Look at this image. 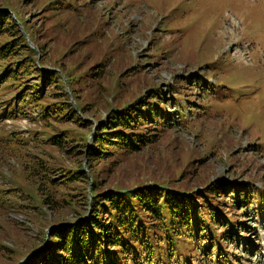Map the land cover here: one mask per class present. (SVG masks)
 Here are the masks:
<instances>
[{
    "label": "rangeland",
    "instance_id": "rangeland-1",
    "mask_svg": "<svg viewBox=\"0 0 264 264\" xmlns=\"http://www.w3.org/2000/svg\"><path fill=\"white\" fill-rule=\"evenodd\" d=\"M54 2L75 13L94 5L107 24L101 30L108 41L100 44V31L94 36L97 23H87L92 14L80 15L82 22L72 33L70 16L48 11ZM0 7L21 30L25 22L39 44L27 35L36 53L17 50L16 57L0 62L19 73L15 84L0 82V264H27L47 244L52 226L86 216L90 205L82 193L86 188L91 194V183L71 181L68 175L78 167L91 173L83 153L84 143L94 138L96 126L90 121L151 87L166 96L169 90L175 94L177 80L188 84L190 93L208 95L194 98L182 92L167 104L175 119L167 137L171 142L165 139L126 158L119 153L111 167L106 160L99 166L93 162V168L107 179L106 188L157 178L170 184L171 176V184L189 187L190 193H204L208 185L223 182L236 189L227 198L234 204L244 193L250 195L246 209L239 202L226 212V229L233 228L227 231L230 241L220 240L224 227L210 225L216 249H210L211 239L192 238L166 264H220L224 259L264 264V0H0ZM14 35L0 36V43H19V33ZM118 47L119 54L132 53V60L122 62L124 54L116 53L103 57L104 51ZM30 64L58 79L47 86L44 101H20L26 87H41L42 76L28 73ZM109 85L117 90L115 99L130 91L114 100ZM66 103L82 122L71 120L62 107ZM78 103L88 110L82 112ZM46 107L51 110L44 119ZM53 135L62 142L55 143ZM202 159L206 167L190 164ZM181 173H188L184 181ZM142 258L129 264H147Z\"/></svg>",
    "mask_w": 264,
    "mask_h": 264
},
{
    "label": "trees",
    "instance_id": "trees-1",
    "mask_svg": "<svg viewBox=\"0 0 264 264\" xmlns=\"http://www.w3.org/2000/svg\"><path fill=\"white\" fill-rule=\"evenodd\" d=\"M50 7L48 11L51 10L52 14L61 15L60 12H64L65 15L71 17L68 25L72 23V33L75 31L74 28H79L78 22H82L80 15L86 17L92 14L91 17H88L87 23L88 25H91V22L97 23L95 29L97 32L94 33V36L99 35L98 31H100L103 37L100 44L108 41L109 35H104L105 32L101 30L102 28L107 29V24L104 23L103 17H99L94 10V5L88 6L86 10H84L86 7L81 8L77 13L70 8L65 9V6H57L56 2ZM22 24L25 32L19 28L12 14L0 7V36L5 37L15 33L14 36L18 37L19 33L22 38L19 43H14V40L0 43V62L8 60L10 57H16L19 54L17 50L36 53V50L28 43L26 36L28 35L38 47L39 44L29 32V27L25 22L22 21ZM90 35L94 38L92 33ZM84 36L89 35L86 33ZM99 49L101 50L102 47L100 46ZM121 49L118 47L112 51H104L103 57H107L106 55L110 53H116V55L124 54L123 61L118 57L119 62L132 60V53L129 54L123 48L125 52L119 54ZM10 62L16 63V61ZM41 64L44 63L41 61ZM30 66L28 73L37 72V75L42 76L41 87L35 88V85L26 87L20 101H44L48 95L47 86L52 83L58 84V79L56 74L46 76L35 64H30ZM18 74V71L9 63L0 64V82L3 80L5 86L9 83L15 84ZM68 79L71 81L72 78ZM38 84L36 83V85ZM110 87L109 85L108 92L114 98L117 90ZM174 87L177 91L175 92L176 95L169 90L168 96L151 87L130 102H123L120 104L121 106H112L104 118L95 122L90 121V125L96 126L94 138L91 142L84 143L83 153L88 160L91 173L88 175L83 167H78L69 171L68 175L71 181H82L85 178L86 182L91 183V194L87 192L88 190L86 191V188L82 193L90 205L89 211L85 217L72 223L52 226L48 232L50 236L47 244L41 249H36L35 253L33 252L35 256L27 264H129L131 260H134L135 263L139 262L141 257L145 258L147 264H166L171 260L177 247L184 246L192 238L202 239L205 237L211 239L209 240L210 249H216L215 237L214 235L210 237V225H219L221 228H225L222 234L220 233L221 241L222 239L231 240L227 231L232 232L233 228L226 229L228 225L226 212L230 213L232 209H236L235 205L239 202L243 203L240 208L246 209L247 204L252 202L250 195L246 194L245 197L244 193V195L237 197L234 204V202L227 201V198L233 195L236 189L225 185L223 182L206 185L204 193H190L186 191L189 187H182L173 183L172 185L171 182L174 179L171 176L170 184L166 183L169 181H163V178H157L140 180L131 186L128 185L127 188H124L125 185H120V183L108 185L106 188L107 179L98 177L97 171L93 168V162L94 166H99L106 160H110L108 166L114 164L119 158V153L120 156L126 158L128 155L134 156L147 151V149L157 147L165 139H168L167 143L169 144L171 138L167 137L173 130L175 119H173L172 111L167 108V104H173L174 98L178 100L179 96H182V92H188L194 98L202 95V98L207 99L208 95L200 92L190 93L188 84L184 81L179 82L177 80ZM22 88L14 95L24 89ZM129 91L123 90L122 95H118L114 100L125 98ZM190 102L193 103V101ZM66 104L62 107L63 110H68L72 115L71 120L74 118L77 123L82 122L81 117L76 118L74 116V114L76 115L75 108L69 103ZM206 104L208 105V103ZM79 108L82 112L88 110L81 103ZM189 108L192 109V107ZM50 110V108L46 109L44 119L49 117ZM60 113L61 111H57V114ZM59 116L62 117V115ZM52 139L58 143L62 142L63 138L59 135H53ZM4 149L8 152L6 146ZM190 164L206 167V160H194ZM109 171L107 169L104 173L108 174ZM186 174L188 173L179 175L180 181L186 179ZM91 176L92 181H90ZM91 196H93L92 200L89 198ZM209 196L216 198L217 203L209 202ZM51 201L53 202V199ZM223 204L225 209L222 207ZM201 215L203 218H200ZM187 233L189 235H186ZM155 249L158 252H155ZM157 258H159L158 262ZM226 261L238 264L236 260L229 261L227 259L220 260V264H226Z\"/></svg>",
    "mask_w": 264,
    "mask_h": 264
},
{
    "label": "water",
    "instance_id": "water-1",
    "mask_svg": "<svg viewBox=\"0 0 264 264\" xmlns=\"http://www.w3.org/2000/svg\"><path fill=\"white\" fill-rule=\"evenodd\" d=\"M30 43H31V41H30Z\"/></svg>",
    "mask_w": 264,
    "mask_h": 264
}]
</instances>
